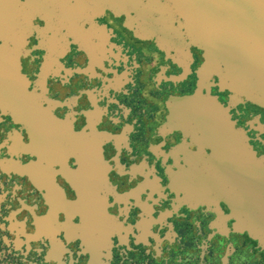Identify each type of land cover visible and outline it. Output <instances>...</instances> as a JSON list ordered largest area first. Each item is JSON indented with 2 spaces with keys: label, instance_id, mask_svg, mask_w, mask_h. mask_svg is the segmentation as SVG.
<instances>
[{
  "label": "flooded vegetation",
  "instance_id": "1",
  "mask_svg": "<svg viewBox=\"0 0 264 264\" xmlns=\"http://www.w3.org/2000/svg\"><path fill=\"white\" fill-rule=\"evenodd\" d=\"M35 26L44 25H25L18 56L33 107L0 103V264H264V246L234 226L228 199L238 189L206 135L165 128L175 101L197 89L201 53L190 46L180 59L107 10L78 37L61 31L54 46ZM13 76L1 71L0 84H16ZM208 92L264 165V109ZM89 119L108 181L102 222L76 206L65 178L76 169L67 127L78 134Z\"/></svg>",
  "mask_w": 264,
  "mask_h": 264
},
{
  "label": "water",
  "instance_id": "2",
  "mask_svg": "<svg viewBox=\"0 0 264 264\" xmlns=\"http://www.w3.org/2000/svg\"><path fill=\"white\" fill-rule=\"evenodd\" d=\"M104 10L122 20L136 37L153 39L169 52L173 48L180 59L189 55L190 46L201 53L197 89L175 101L165 128L190 132L195 126L206 135L212 159L227 174L228 185L238 189V195L228 199L234 226L264 246V165L244 132L230 120L227 107L208 92L209 87L226 92L227 106L248 102L264 109V0H0V73L9 70L16 80L0 84V103L8 102L17 112L33 107L18 78L27 22L32 18L42 22L43 29L35 26L31 31L39 41L54 46L61 31L78 37L79 30ZM67 134L75 143L76 169L67 171L65 178L78 192L76 206L86 217L105 221L108 181L101 136L91 119L80 133L67 127ZM171 178L175 184L185 181L176 174Z\"/></svg>",
  "mask_w": 264,
  "mask_h": 264
}]
</instances>
